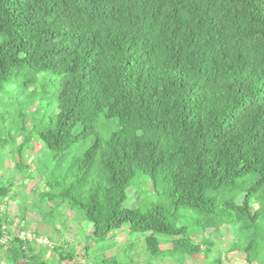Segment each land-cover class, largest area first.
Wrapping results in <instances>:
<instances>
[{"label":"trees","instance_id":"obj_1","mask_svg":"<svg viewBox=\"0 0 264 264\" xmlns=\"http://www.w3.org/2000/svg\"><path fill=\"white\" fill-rule=\"evenodd\" d=\"M42 74L60 83L54 93L36 87ZM0 97V170L14 163L0 178L5 264H49L9 214L13 181L35 174L50 221L67 206L90 225L85 264H118L92 251L124 226L155 264L192 259L202 245L172 219L218 208L247 264L264 262V0H0ZM34 100L43 112L27 125ZM138 172L165 205H128ZM57 251L58 264L77 257Z\"/></svg>","mask_w":264,"mask_h":264},{"label":"rangeland","instance_id":"obj_2","mask_svg":"<svg viewBox=\"0 0 264 264\" xmlns=\"http://www.w3.org/2000/svg\"><path fill=\"white\" fill-rule=\"evenodd\" d=\"M34 80L38 89L44 87V89L51 93H54L60 84L57 80L48 77L46 74L39 75ZM53 99L48 98V100ZM38 103V100H34L26 106L27 125L32 124L31 114H36L37 117L42 114L43 111L38 106ZM4 104L0 102V109L4 108ZM20 111V108H16L13 110L14 115L16 114L17 116ZM16 126H19L18 119H16ZM98 128L102 131L100 125ZM32 142H30V145L33 149L30 152L36 160V166L40 164L41 167L47 165L48 161L43 158V154H36L40 151L41 147L36 142ZM91 144V141L86 142L80 147V153L90 148ZM31 157L27 156V161L31 162L33 160ZM31 165L34 166V161L31 162ZM4 166L9 167L11 172L13 171L14 163L7 160ZM32 170L34 172L36 168L34 167ZM10 172L0 170V178L3 181L7 180V178L10 180ZM37 175L35 174L33 182H24L26 184L25 187L20 186V181H13L15 185L14 189L17 190V196L15 201L9 202V214L15 219V226L17 228H27L24 231L27 234L34 235L35 233L39 237L48 239L50 244L46 247H41V249L43 260L48 261L49 264L59 263L61 256L58 254L57 249H61L64 254L75 252L77 256L75 260L65 264H85V239L86 235H92L90 225L79 219L67 206L58 209L53 214L54 219L50 221L46 217V214L54 208V205L43 204L41 194L46 190V185L44 180ZM140 175L141 173L138 172L136 177L126 184L128 185L130 195L128 205L130 207L141 208L142 210H146L156 203L165 205L166 199L151 194L152 188L150 183L138 178ZM136 200L138 201L136 202ZM219 201L222 202V200ZM206 205H209V203L207 202ZM259 207L258 198H254L252 211H257ZM225 219L226 212L221 208H218L217 213L213 215L206 214L205 217L193 210L180 209L176 215V220L172 219V221L178 227L186 226L190 232L195 231L193 233V240L202 245L201 252L192 259H188L183 253H179L174 259L167 258L162 264H247L244 250L237 248L236 244H238V241L234 229L225 222ZM205 225L210 228L206 227V232H199L198 230L205 227ZM262 227L264 228V225ZM243 228L247 229V227ZM128 231V227L124 226L119 232L113 234L112 238L102 242L99 246H94L93 254L102 255L104 258L115 257L118 264H155L156 262L149 257L145 249V243L142 239L143 235L129 236ZM238 236H240V239L248 240L245 235L238 233ZM164 239L163 237L159 238L162 249H166V241ZM157 263L160 264V262ZM258 264H264V262H258Z\"/></svg>","mask_w":264,"mask_h":264},{"label":"built area","instance_id":"obj_3","mask_svg":"<svg viewBox=\"0 0 264 264\" xmlns=\"http://www.w3.org/2000/svg\"><path fill=\"white\" fill-rule=\"evenodd\" d=\"M19 237L23 241L32 242V243H35L36 245L42 246V247H46L50 244L47 238L39 237L35 234L33 235V234H27L25 232H22V233H20ZM9 240H10V236L5 234V236L0 240V243L2 245H5V244H7V242ZM0 264H5V262L3 260H1V255H0Z\"/></svg>","mask_w":264,"mask_h":264}]
</instances>
